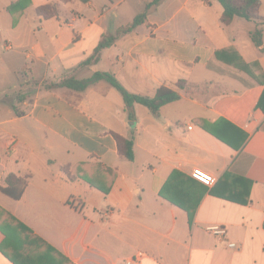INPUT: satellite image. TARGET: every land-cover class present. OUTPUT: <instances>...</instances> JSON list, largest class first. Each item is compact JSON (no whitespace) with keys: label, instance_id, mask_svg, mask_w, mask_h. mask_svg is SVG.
Wrapping results in <instances>:
<instances>
[{"label":"crops","instance_id":"crops-1","mask_svg":"<svg viewBox=\"0 0 264 264\" xmlns=\"http://www.w3.org/2000/svg\"><path fill=\"white\" fill-rule=\"evenodd\" d=\"M12 1L0 0V187L10 173L26 185L18 199L0 189V224L13 216L63 264H124L137 254L139 264H264V31L260 46L250 37L261 25L223 24L218 0H146L144 9L133 0H21L10 12ZM47 3L58 14L35 15ZM143 11V22L87 61ZM97 71L130 93L166 86L179 99L157 113L136 103L131 119L103 80L83 91L43 85ZM115 135L132 139V160ZM194 168L215 182L189 220L160 191L173 171L192 178ZM197 185L183 179L185 192ZM0 264L14 263L0 251Z\"/></svg>","mask_w":264,"mask_h":264},{"label":"trees","instance_id":"trees-1","mask_svg":"<svg viewBox=\"0 0 264 264\" xmlns=\"http://www.w3.org/2000/svg\"><path fill=\"white\" fill-rule=\"evenodd\" d=\"M67 3L71 0H60ZM160 0H154L153 4H157ZM221 4L223 11L221 15V22L229 24L234 17H241L246 20L255 21L260 27H256L250 32V37L256 46L262 44L263 31H264V18L259 14L260 0H218ZM23 5L21 0H13L9 6V11L12 12L15 8ZM148 7V6H147ZM35 15L48 18L58 14L56 3H47L37 6L34 9ZM146 12L143 11L132 19V21L117 29L114 33L104 35L95 47L92 56L87 61H94L98 59L100 51L112 44L120 34L130 32L134 27L145 20ZM103 80L113 86L119 91L123 98L125 110L131 119L134 118V105L136 103L146 106L151 112L157 113L159 109L170 102L179 99V94L172 88L160 86L153 96L138 95L127 91L115 78V76L106 71L94 72L90 77L77 79L73 76L64 77L59 81L48 82L44 85L47 89L65 87L75 91H83L88 86ZM262 82V79H258ZM176 87H185V82L181 81L176 84ZM18 102L23 100V97L17 96ZM257 106L262 107L261 100ZM17 115H22V111H18L15 105H12ZM119 152L128 160L133 159L132 139H126L119 135H115ZM183 179L198 183L193 192H185L182 186ZM26 185V179L10 173L5 178V185L0 189L9 196L18 199ZM205 192V186L193 178L185 177L178 171H173L167 178L163 185L160 194L168 199L173 204L178 205L187 212L188 219L191 220L196 207ZM243 202H246L244 200ZM9 216V215H8ZM12 223L0 224V231L3 233L4 238L0 243V251L14 264H63L61 255L43 239L34 234L32 230L22 222L9 216ZM264 228V220H263Z\"/></svg>","mask_w":264,"mask_h":264},{"label":"built area","instance_id":"built-area-1","mask_svg":"<svg viewBox=\"0 0 264 264\" xmlns=\"http://www.w3.org/2000/svg\"><path fill=\"white\" fill-rule=\"evenodd\" d=\"M190 128V126H189ZM190 176L195 179L196 181H198L199 183L203 184L204 186H211L214 182H215V177H213V175H211L210 173H207L205 171H203L200 168H194L191 173ZM208 231L212 232L215 235H224L225 233V229L220 226V225H212L210 227L207 228ZM229 247H235V243H228ZM140 254H137L133 257H130L128 259H125L124 264H139L140 262Z\"/></svg>","mask_w":264,"mask_h":264},{"label":"rangeland","instance_id":"rangeland-1","mask_svg":"<svg viewBox=\"0 0 264 264\" xmlns=\"http://www.w3.org/2000/svg\"><path fill=\"white\" fill-rule=\"evenodd\" d=\"M138 6H140L142 9H144V7H145V4H146V0H133ZM4 13V12H3ZM3 15H6V14H3ZM110 18L111 19H116V18H114V16L110 13ZM123 19L124 18H122V17H119V19H116V20H120L121 22L123 21ZM237 21H242L243 23H248V22H246L245 20H242V19H240V20H237ZM251 21V20H250ZM1 20H0V24H1ZM249 23H251V22H249ZM232 25H234V24H232ZM231 28H234V26H230ZM2 52H1V54L2 55H6V54H8L9 52H11V51H9V52H7L6 50H4V49H2L1 50ZM11 80H13L14 82L16 81V77L14 76V75H12V77H11ZM22 82V81H21ZM47 83H48V81H44L43 82V85H47ZM1 84V83H0ZM6 88H7V86H6V84L4 83V86H1L0 85V94L2 93V90L4 91V90H6ZM2 96H3V98H5V96H4V93L2 94ZM0 114H5V111H3V113H1L0 112Z\"/></svg>","mask_w":264,"mask_h":264}]
</instances>
